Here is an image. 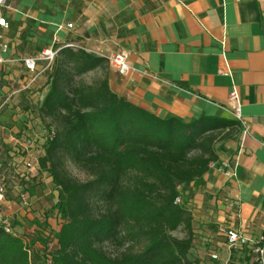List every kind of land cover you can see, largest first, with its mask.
Returning a JSON list of instances; mask_svg holds the SVG:
<instances>
[{
    "label": "crops",
    "instance_id": "crops-1",
    "mask_svg": "<svg viewBox=\"0 0 264 264\" xmlns=\"http://www.w3.org/2000/svg\"><path fill=\"white\" fill-rule=\"evenodd\" d=\"M7 1L12 11L1 12L7 28L0 27V146L7 161L21 159L12 135L22 127L10 99L44 75L31 82L22 65L18 90L8 95L1 88L9 61L66 45L104 59L122 53L131 72L120 77L110 69L111 91L160 119L233 121L227 99L237 91L244 128L217 148L218 161L235 165V176L225 179L209 170L201 184L181 188L179 200L191 213L194 239L219 237L220 248L227 228L254 236L264 231V0ZM43 184H52L43 172L25 184L39 210L47 200ZM7 208L9 218L20 222L22 210ZM49 208L51 217L59 210L63 224L64 205Z\"/></svg>",
    "mask_w": 264,
    "mask_h": 264
},
{
    "label": "trees",
    "instance_id": "trees-1",
    "mask_svg": "<svg viewBox=\"0 0 264 264\" xmlns=\"http://www.w3.org/2000/svg\"><path fill=\"white\" fill-rule=\"evenodd\" d=\"M109 70L104 58L57 49L39 108L57 129L38 166L63 199L65 221L53 238L45 220L21 236L0 228V264H200L191 260V213L175 202L181 188L202 183L219 160L217 144L239 126L160 119L114 94ZM178 230L182 238L172 236ZM248 261L232 255L227 264Z\"/></svg>",
    "mask_w": 264,
    "mask_h": 264
},
{
    "label": "built area",
    "instance_id": "built-area-1",
    "mask_svg": "<svg viewBox=\"0 0 264 264\" xmlns=\"http://www.w3.org/2000/svg\"><path fill=\"white\" fill-rule=\"evenodd\" d=\"M3 10L12 11L7 0H0V27L7 28L6 21L1 17V12ZM67 29H72V25H67ZM64 48L73 49V46L66 45ZM56 53L57 50L49 49L43 51L37 57H27L21 61L25 70L32 75L31 82H35L40 74L50 68ZM106 60L109 68L118 76L126 77L130 74L131 67L129 66L126 55L120 53L112 55L106 58ZM3 63H5V61L0 57V65ZM38 65H42L44 68L39 71ZM219 74L229 76L228 72L221 71ZM227 103L230 106L233 121L240 128H244L239 95L235 89L229 93ZM3 107V104L0 105V114ZM14 142L17 146L16 148H18L14 150L15 154H25L18 162L14 159L7 161L4 156V151L0 146V228L3 229L5 233L11 235L16 234L11 219L6 212L8 210L7 205L18 207L21 210L31 213L34 212V208L29 201L30 197L27 188H25V184L27 182L37 181L41 174L35 157L27 151L26 147L24 148L23 146V150L19 149L22 147L20 141L14 140ZM208 169L210 171H216L225 179H231L235 176V165L228 160L211 163ZM175 204H180V200L177 199ZM222 239L224 248L228 252L227 259L223 264H227L232 255L238 259L244 258L245 256L248 257V264H264V231L254 236L246 231L227 228L223 230ZM210 260L213 263L219 262V254H211Z\"/></svg>",
    "mask_w": 264,
    "mask_h": 264
},
{
    "label": "rangeland",
    "instance_id": "rangeland-1",
    "mask_svg": "<svg viewBox=\"0 0 264 264\" xmlns=\"http://www.w3.org/2000/svg\"><path fill=\"white\" fill-rule=\"evenodd\" d=\"M43 51H37L34 53V57L39 56ZM8 64H10L7 69L5 70L4 77H6V80L3 81L4 84L2 85V89L5 90L6 94H10L11 92L18 90V82L22 79V62L20 61H9ZM38 68L42 70L44 66L38 65ZM44 72L43 77L41 80L37 81V86H35L31 90H27L28 92L25 93L26 90H23L13 96L10 99V105L13 109H18V112L13 115V118L15 117L18 119L20 122V125L22 127V130L20 131V128H14L13 132V138L15 141H20L22 147L19 148L23 150L24 148H27V151L35 157V159L38 160L44 156V149H45V144L47 143V140H49L52 137V132H55L57 129V125L54 124L51 120L47 119L45 121H42L41 118L39 117V108L42 105L43 102V90L48 86V80L47 76ZM91 76H87L84 78L86 82H90L92 79ZM28 83V82H27ZM30 85V84H29ZM31 87V85H30ZM9 106H6L9 108ZM4 137V136H3ZM5 139L7 138L6 136L4 137ZM8 139V138H7ZM2 141V140H1ZM22 141V142H21ZM220 143L217 144V148L220 146ZM17 147V146H16ZM15 149H18L16 148ZM15 153V152H14ZM19 155L20 157H24L25 154ZM19 157V158H20ZM67 170L71 174L73 178L80 182H85L89 180V178L84 175L83 173L79 172L76 170L74 167L71 165H67ZM46 177H49L48 174L46 173ZM45 194H46V201L44 202L45 208H40L34 204L32 205L33 208L35 209V212H29L22 210V217L21 221L18 222L17 220H12L11 222L14 225H16L14 228V232L16 236H21L25 230L27 231H34L37 229V227L34 226V222L37 221L39 224H42L44 220H47V216L51 215L52 213L50 212L49 207L51 205H54L55 208H60L62 206V200L60 198V195H58L54 188L53 184H43ZM58 195V196H57ZM57 215V216H56ZM51 217L52 222L47 223L48 231L47 234L50 237H54V233L59 231L62 223L61 219L59 217L60 212L58 210V213ZM20 217V216H19ZM54 220V221H53ZM50 225V226H49ZM172 236L175 238H182L184 236L182 230H178L175 233H172ZM219 237L212 239V241H202L198 239H194V246L191 251V260L195 261L197 260L200 264H213L210 260V255L213 253L219 254V256L224 259L227 257L228 252L224 247H218L217 243H221V241L217 240ZM54 241V239L52 240ZM223 262V261H221ZM241 264H244L241 262Z\"/></svg>",
    "mask_w": 264,
    "mask_h": 264
}]
</instances>
